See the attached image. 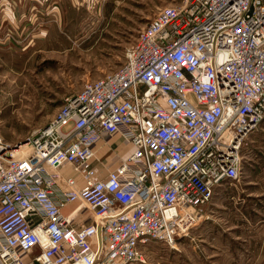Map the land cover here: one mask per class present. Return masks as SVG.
Masks as SVG:
<instances>
[{
	"label": "built area",
	"instance_id": "built-area-1",
	"mask_svg": "<svg viewBox=\"0 0 264 264\" xmlns=\"http://www.w3.org/2000/svg\"><path fill=\"white\" fill-rule=\"evenodd\" d=\"M263 121L264 0L161 7L118 69L64 98L27 155L0 135V264L145 262L147 244L173 245L240 179ZM103 134L133 151L99 177L89 163Z\"/></svg>",
	"mask_w": 264,
	"mask_h": 264
},
{
	"label": "rangeland",
	"instance_id": "rangeland-1",
	"mask_svg": "<svg viewBox=\"0 0 264 264\" xmlns=\"http://www.w3.org/2000/svg\"><path fill=\"white\" fill-rule=\"evenodd\" d=\"M82 1L59 10L43 4L49 12L25 32L19 26L18 35L1 34L0 135L14 150L29 144L86 80L118 69L158 10L179 0ZM263 123L246 138L240 179L217 187L198 224L173 245L151 241L145 262L124 264H264Z\"/></svg>",
	"mask_w": 264,
	"mask_h": 264
},
{
	"label": "crops",
	"instance_id": "crops-1",
	"mask_svg": "<svg viewBox=\"0 0 264 264\" xmlns=\"http://www.w3.org/2000/svg\"><path fill=\"white\" fill-rule=\"evenodd\" d=\"M67 1L70 2V0H0V37L6 31L10 36L18 35L20 33L17 29L19 26H22L21 32H25L37 18L43 19L46 12H49V8L45 9V5L53 7L52 5L56 4V8L59 5L63 7ZM90 1L94 2V0H83L82 2L89 3ZM5 36L7 37V35ZM260 128L264 132V123ZM95 149L98 159L91 160L89 164L96 167L99 177H105L133 151V145L125 141L120 135L108 136L103 134L95 144ZM77 178L81 181L80 175H77ZM61 187L64 188L65 186L61 184ZM51 199L55 200V197L53 196ZM76 205L77 203L67 205L64 212L69 213Z\"/></svg>",
	"mask_w": 264,
	"mask_h": 264
},
{
	"label": "bare ground",
	"instance_id": "bare-ground-1",
	"mask_svg": "<svg viewBox=\"0 0 264 264\" xmlns=\"http://www.w3.org/2000/svg\"><path fill=\"white\" fill-rule=\"evenodd\" d=\"M29 144H22L21 148L14 150V153H19L22 148H26Z\"/></svg>",
	"mask_w": 264,
	"mask_h": 264
},
{
	"label": "water",
	"instance_id": "water-1",
	"mask_svg": "<svg viewBox=\"0 0 264 264\" xmlns=\"http://www.w3.org/2000/svg\"><path fill=\"white\" fill-rule=\"evenodd\" d=\"M18 145H15V147H17Z\"/></svg>",
	"mask_w": 264,
	"mask_h": 264
}]
</instances>
